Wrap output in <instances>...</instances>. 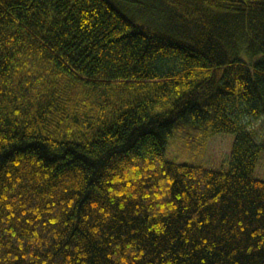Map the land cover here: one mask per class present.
I'll list each match as a JSON object with an SVG mask.
<instances>
[{"label":"trees","instance_id":"16d2710c","mask_svg":"<svg viewBox=\"0 0 264 264\" xmlns=\"http://www.w3.org/2000/svg\"><path fill=\"white\" fill-rule=\"evenodd\" d=\"M253 119L264 0H0V264H264Z\"/></svg>","mask_w":264,"mask_h":264},{"label":"rangeland","instance_id":"374dc122","mask_svg":"<svg viewBox=\"0 0 264 264\" xmlns=\"http://www.w3.org/2000/svg\"><path fill=\"white\" fill-rule=\"evenodd\" d=\"M248 129L255 132L258 140H264L262 120H250ZM232 139L231 133H209L201 128L187 126L169 137L164 156L174 162L201 165L214 170L227 169ZM263 170L264 156L256 169L259 174L256 175L263 178Z\"/></svg>","mask_w":264,"mask_h":264}]
</instances>
